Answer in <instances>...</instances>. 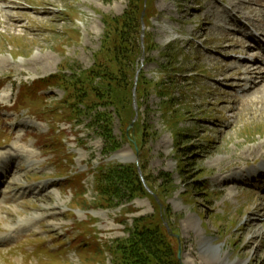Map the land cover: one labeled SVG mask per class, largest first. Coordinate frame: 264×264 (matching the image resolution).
<instances>
[{
    "label": "rangeland",
    "instance_id": "obj_1",
    "mask_svg": "<svg viewBox=\"0 0 264 264\" xmlns=\"http://www.w3.org/2000/svg\"><path fill=\"white\" fill-rule=\"evenodd\" d=\"M129 5L0 0V153L19 156L2 181L0 264H116V240L156 211L141 197L100 206L94 174L140 162V154L154 188H169L163 198L183 264H264V191L244 186L264 166V58L248 60L255 52L231 22L238 15L264 28L263 3L150 0L155 15L143 23L151 43L137 62L150 86L137 93L132 80L126 98L139 113L130 130L111 104H80L73 113L64 85L103 57L106 21ZM252 36L264 41L257 30ZM245 64L260 65V75L250 77ZM62 71L68 81L48 80ZM125 90L119 94L129 84ZM103 113L118 146L110 156L97 123Z\"/></svg>",
    "mask_w": 264,
    "mask_h": 264
},
{
    "label": "trees",
    "instance_id": "obj_2",
    "mask_svg": "<svg viewBox=\"0 0 264 264\" xmlns=\"http://www.w3.org/2000/svg\"><path fill=\"white\" fill-rule=\"evenodd\" d=\"M149 6L150 0L146 3L144 18L146 26L149 25L150 18L155 15L154 12L151 14L148 11ZM143 9L144 0L141 5L136 4L135 0H130L129 8L122 17L107 19L103 57L98 59L92 69L79 75H72L69 78L70 83H64L65 87L71 88L73 92V102L76 104L75 106L72 105L71 111L73 113H78L80 104H111L117 109V113L119 112L118 115L126 118L130 123L133 121L135 112L128 103L126 95H129L130 99V92L134 87L132 80L138 71L137 62L140 61L143 51L151 43L147 32H145L144 49L141 46ZM65 77V75L62 78L54 76L52 79L61 82L66 80ZM136 83L137 93L150 86L142 73H140ZM128 84L129 93L120 95L121 89L125 90ZM71 111L69 110L70 113ZM97 123L107 140L106 154L117 151L118 146L115 145L113 131L110 126L105 127L108 124L105 113L97 117ZM139 156L143 178L152 193L147 191L139 175L138 166L135 164L101 166L95 174V185L100 206L111 208L116 203L125 204L133 201L136 197H141L148 198L156 211L151 216L135 218L133 225L128 227L129 237L116 240L115 262L116 264H181L177 258L176 240L164 225V222H168L171 231L175 233L171 223V210L163 198V192L168 191L169 188H154L153 182L147 174L146 161L141 154ZM166 180L163 179V181ZM164 185L163 183L162 186ZM155 195L159 198L162 207L157 203Z\"/></svg>",
    "mask_w": 264,
    "mask_h": 264
},
{
    "label": "bare ground",
    "instance_id": "obj_3",
    "mask_svg": "<svg viewBox=\"0 0 264 264\" xmlns=\"http://www.w3.org/2000/svg\"><path fill=\"white\" fill-rule=\"evenodd\" d=\"M260 1H261V4L263 3V5H264V0H260ZM261 7H262V5H261ZM262 11H263L262 21H264V7H263ZM231 21H234V23H238L239 24V28H245L247 30H251L252 28H257V29L260 30L261 34L264 35V28L260 27L257 23H253V24L251 23L247 27L246 26H241L240 25L241 24V20H240V17H238V16H236L235 19H233ZM254 39L256 40V38H254ZM243 43L245 44V48H250L251 47L249 43H247L245 41ZM255 50H256L255 53L251 56L252 60L249 58L248 59L249 61H254L256 59L255 54H259L261 56L262 55L264 56V47H261L260 45H257ZM239 68L246 70V73L248 75H250V77L255 76V75H260L258 73L260 68H261L260 65L259 66H255L253 68H250L249 66H246V64H245V65H243V66H241ZM242 75H246L245 71L243 72ZM248 75H246V76H248ZM11 140H12V138H11ZM18 152L19 151L17 150L16 153H18ZM18 158H19V156H15V154H13V153H5V152L0 153V180L4 176L7 177L8 179L13 177V175L15 174V170L18 169L19 167L15 168V165L14 164L12 165V163ZM256 171H257L256 176L253 173L249 174L248 177L250 178V182H251V183H249V185L258 183L259 184L258 185L259 188H262V186H264V166L256 169ZM239 175H241V174H239ZM241 177H242V175H241ZM252 177H254L253 180H251ZM242 183L243 182H240V184H242ZM0 185H2V183H0ZM0 195L2 196V202H0V208H2L3 202L4 203L8 202V195H7V193H6V191L4 189L0 190ZM261 196L264 197V195H261ZM250 227H252V226H250ZM253 239L254 238H252L251 240L248 241V245H250V243H251V241Z\"/></svg>",
    "mask_w": 264,
    "mask_h": 264
},
{
    "label": "water",
    "instance_id": "obj_4",
    "mask_svg": "<svg viewBox=\"0 0 264 264\" xmlns=\"http://www.w3.org/2000/svg\"><path fill=\"white\" fill-rule=\"evenodd\" d=\"M137 118V117H136ZM139 172L141 173V171L139 170ZM166 226L168 227V225L166 224ZM178 259L181 261V250H179V253H178Z\"/></svg>",
    "mask_w": 264,
    "mask_h": 264
}]
</instances>
